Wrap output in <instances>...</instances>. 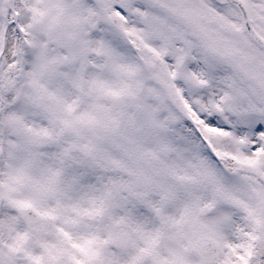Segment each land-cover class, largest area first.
<instances>
[{
  "label": "snow or ice",
  "instance_id": "obj_1",
  "mask_svg": "<svg viewBox=\"0 0 264 264\" xmlns=\"http://www.w3.org/2000/svg\"><path fill=\"white\" fill-rule=\"evenodd\" d=\"M0 264H264V0H0Z\"/></svg>",
  "mask_w": 264,
  "mask_h": 264
}]
</instances>
